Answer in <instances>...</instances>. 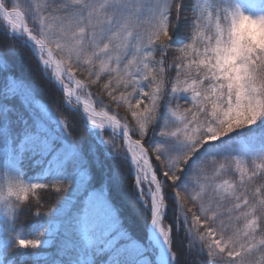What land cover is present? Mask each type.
<instances>
[{
	"label": "snow or ice",
	"instance_id": "snow-or-ice-1",
	"mask_svg": "<svg viewBox=\"0 0 264 264\" xmlns=\"http://www.w3.org/2000/svg\"><path fill=\"white\" fill-rule=\"evenodd\" d=\"M0 264H264V0H0Z\"/></svg>",
	"mask_w": 264,
	"mask_h": 264
},
{
	"label": "trees",
	"instance_id": "trees-1",
	"mask_svg": "<svg viewBox=\"0 0 264 264\" xmlns=\"http://www.w3.org/2000/svg\"><path fill=\"white\" fill-rule=\"evenodd\" d=\"M16 72L17 74L24 75L26 77L31 78L30 69L27 66H23V67L18 66L16 68ZM43 99L46 100L47 97H43ZM80 134L83 135L82 132ZM32 174H33L32 171L29 170V175H32ZM45 199L51 201L53 198L46 196ZM120 205L124 211L125 216L128 219V224L132 228V230L136 233L142 232L143 225H142V222L139 220V218L132 212V210L129 207L126 206V204L123 201L120 202ZM21 219L27 222L30 219V217H22Z\"/></svg>",
	"mask_w": 264,
	"mask_h": 264
}]
</instances>
